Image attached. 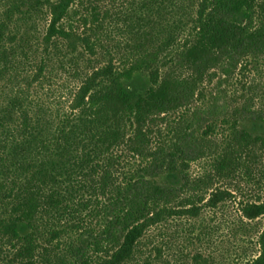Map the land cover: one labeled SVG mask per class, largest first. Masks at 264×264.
Listing matches in <instances>:
<instances>
[{
  "label": "trees",
  "instance_id": "16d2710c",
  "mask_svg": "<svg viewBox=\"0 0 264 264\" xmlns=\"http://www.w3.org/2000/svg\"><path fill=\"white\" fill-rule=\"evenodd\" d=\"M109 1L0 0V264H264V0Z\"/></svg>",
  "mask_w": 264,
  "mask_h": 264
},
{
  "label": "rangeland",
  "instance_id": "374dc122",
  "mask_svg": "<svg viewBox=\"0 0 264 264\" xmlns=\"http://www.w3.org/2000/svg\"><path fill=\"white\" fill-rule=\"evenodd\" d=\"M181 1L180 3L188 4V0H176ZM100 6H103L107 9L114 10L111 2L109 0H101ZM194 8V7H193ZM175 13L178 15H182V11L180 9L175 8ZM45 21L44 19L40 18L37 20L36 27H37V35L40 36L45 31ZM239 69V68H238ZM235 70L233 73L232 79H230L227 82H219L221 79L218 78V76L213 77V79L210 82H207L205 84V87L203 89V97L198 99L196 101V104L204 108L208 107L207 113L204 115L208 117V119L212 118L213 116L217 117V122H220L219 119L222 117L221 110L222 107L225 106L227 115L230 114V112L233 110V108L237 105H239L242 102L243 95L247 94V88L241 87L242 85H248L249 82L254 78L252 75L253 73L251 71L247 72L245 75H242L239 73L240 71ZM55 81H51L50 84L45 83L44 84V91L49 96V99H51V102L54 104H60V106H66L67 105V97H68V89H70L71 86H73L74 82L69 81L65 77L57 76L54 79ZM126 86L135 93L142 92L145 87L148 84V78L145 73L138 72L135 73L132 78L124 81ZM242 84V85H241ZM67 86V87H66ZM69 86V87H68ZM41 96L44 99H48V97H45V93H40ZM216 111L217 113L213 114L212 112ZM222 124V123H221ZM164 124L162 125V127ZM225 126V125H224ZM242 126L245 127L247 130L253 132V133H264V125L255 123V122H243ZM121 156H125V160H129L131 163H135L137 161L134 160V158L128 156L126 153H121ZM126 162V161H125ZM206 161H198L190 164V174L192 176H197L201 173L203 170V166H205ZM161 180L163 182H173L172 179L168 178V176L161 177ZM243 198L239 195H236V198L233 199L229 206H230V212L231 214H235L236 205L233 202H238V200ZM219 216V215H218ZM217 216V217H218ZM263 221V220H261ZM20 230L22 233L26 232V228L22 225L20 226Z\"/></svg>",
  "mask_w": 264,
  "mask_h": 264
}]
</instances>
